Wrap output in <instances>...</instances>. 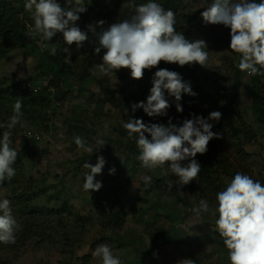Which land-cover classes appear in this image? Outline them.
I'll return each instance as SVG.
<instances>
[{
	"label": "rangeland",
	"instance_id": "rangeland-1",
	"mask_svg": "<svg viewBox=\"0 0 264 264\" xmlns=\"http://www.w3.org/2000/svg\"><path fill=\"white\" fill-rule=\"evenodd\" d=\"M86 1L91 6L96 5L99 0ZM211 2L212 0H197L198 7L195 9H204ZM58 3L64 6L65 0H58ZM103 8L105 7H101ZM131 14H133L131 9L120 5L113 16L110 15L105 19V25L95 27V33L99 34L111 24L122 21ZM56 37L60 39L56 52H60L67 45L64 44L61 34L58 33ZM51 41L44 43L52 44ZM205 42L207 45L205 51L208 52L209 57L205 68L209 81L223 85L220 96L222 102L228 104L234 96L235 69L226 65L225 62L237 65L236 54L225 49L217 50L211 41ZM98 46V40L92 39L90 35L83 42L82 47H76L75 44L68 46L71 57L67 63H71V60L80 54L79 62L75 67L77 71L87 75L83 80L71 76L66 78L64 86L72 91L63 104L54 103V108L48 113V129L42 132L33 130L31 134L24 135L32 145L24 161L27 182L18 189L0 188V200L9 199L12 210L21 200L26 201L25 195L28 194L35 196L30 204L41 209L59 208L64 200H68L75 213L83 217H94L88 192L83 190L84 173L87 171L83 165L86 162L95 165L97 156L102 155L106 164L102 173L95 177L100 181L105 177L110 166L128 157L132 158V163L137 164L138 170L133 173L134 178L131 183L122 191L121 200L118 203L125 212L123 225L113 234L102 229L98 223L96 226L88 224L85 228H76L78 222L67 217L62 221L63 227L58 230L55 224L51 227L50 224L41 222L40 224L45 223L44 229L36 232L34 230L33 236L24 238L26 225H24V219H20L21 227L15 233V243L0 242V264H101L100 259L91 254L100 243L109 244L113 255L118 257L122 264H177L185 258L192 259L194 264H229L226 247L208 243L206 240L207 235L219 239V235L215 236L216 232L213 231L218 216L205 212L197 215L189 209L193 207V202L198 204V199H205L210 205H215L216 195L212 189L223 190L231 180L230 173L223 169L215 171L213 181L209 179L212 186H207L205 183L199 184L196 181L193 194L198 199L195 201L187 187L179 188L175 184L176 177L171 174L168 175V181L173 183L171 190L167 183L166 190L157 189L147 196L141 185L144 183L142 177L148 175L162 178L161 170L159 168L149 170L140 166V162L135 159L139 150L130 145V142L137 145L131 138L122 137L119 131L123 128L122 125L126 119L115 116L108 109V105L101 107L97 102L98 98L104 96L105 86L109 92L116 89L120 96L125 89L124 94L131 99L146 78L143 76L140 80L133 79L130 69L127 68L115 71V74L110 76H104L99 70L93 74L94 65L102 62L105 51L102 49L100 54H96L94 49ZM38 47L40 51L50 54L49 48H43L41 44H38ZM64 55L66 61L67 54L64 53ZM192 65L196 68L200 66L195 63ZM38 73V56L32 50L12 51L5 60L0 62V84L15 83ZM201 80L203 87L212 92L206 77L203 76ZM239 80L240 92L235 106L240 107L238 110L243 121L250 126L254 125L258 133L255 141L246 146L250 156L242 162V168L254 180L264 183V138L255 124L250 108L252 104L250 76L243 72ZM47 85L46 80L40 79L32 86V90L35 94H40ZM172 98L169 95L166 97L169 102ZM84 109L87 111L83 112ZM73 113L76 118H84L83 114H85L88 120L85 119V124L71 122ZM159 117L147 119H150L152 123H158ZM70 122L72 125L80 124L83 130L80 132L70 130ZM235 122L239 121L235 120ZM75 136H81L94 150L97 147L95 138L103 139L106 144L100 150L90 154L77 148L74 142ZM225 151L231 159L236 156V151L232 147H227ZM178 188L179 191H177ZM56 196L60 197L58 201H54ZM55 220L51 219V222ZM16 221L18 223L17 219ZM160 232L167 234L168 241L166 244L155 246L150 240V234Z\"/></svg>",
	"mask_w": 264,
	"mask_h": 264
},
{
	"label": "clouds",
	"instance_id": "clouds-1",
	"mask_svg": "<svg viewBox=\"0 0 264 264\" xmlns=\"http://www.w3.org/2000/svg\"><path fill=\"white\" fill-rule=\"evenodd\" d=\"M24 7L33 21L28 25L26 36L32 39L39 36L38 43L49 48L50 54L55 56L56 46L44 42L51 41L58 33L62 34L67 45L63 49L67 54L66 63L71 57L68 46L82 47L88 39L77 24L80 14L87 11L85 0H65L64 6L58 0H26ZM201 16L206 25H223L230 29V50L236 54V66L241 72L249 76L264 75V0H212L204 7ZM96 23L102 26L105 21ZM175 23L174 12L166 10L155 0L134 5L133 14L98 34L99 46L94 52L100 54L102 49L105 51L102 62L94 65L93 74L99 70L104 76H110L127 68L133 79L140 80L145 70L157 67L161 61L181 67L194 63L205 67L209 58L205 51L206 42L203 39L190 42L176 30ZM88 28L95 33L93 25L89 24ZM151 82L146 101L131 104L133 113L143 109L148 117L167 116L170 104L165 92L175 98L177 112H183L179 103L182 93L196 95L190 83L183 81L176 71L159 69ZM22 107V102L17 99L13 115L8 121L0 122V129H5L0 134V183L11 181L16 175L13 165L18 152L11 147V130L18 124L24 127ZM221 115L219 111H213L205 118L190 113L191 118H185L179 126L170 117L167 125L147 124L142 119L130 118L122 127L129 138H135L139 150L135 159L140 166L149 170L159 168L162 176L171 174L176 177L175 184L183 188L201 171V164L195 159L197 154L206 153L209 141L220 138V134L211 130L213 124L210 121H219ZM95 140L97 147L94 150L81 136L74 137L77 148L90 154L106 144L103 139ZM105 164V158L98 155L95 165L88 162L83 165L87 169L84 191L101 189L102 183L95 177L102 173ZM114 173L115 168H110L109 174ZM142 179L146 186L152 181L148 175ZM168 186L171 190L172 181H168ZM215 199V205L200 199L198 204L193 202L189 210L197 215L205 212L218 216L213 231L219 234L228 251L229 264H264V184L237 172L227 186L217 192ZM20 227L12 215L11 201L7 198L0 200V242L14 244L15 233ZM91 254L99 258L101 264H122L107 243L98 244ZM177 264H194V261L185 258Z\"/></svg>",
	"mask_w": 264,
	"mask_h": 264
},
{
	"label": "trees",
	"instance_id": "trees-1",
	"mask_svg": "<svg viewBox=\"0 0 264 264\" xmlns=\"http://www.w3.org/2000/svg\"><path fill=\"white\" fill-rule=\"evenodd\" d=\"M26 0H0V62L5 60L12 51L15 50H32L38 56L39 73L33 77L26 79H20L18 82H11L9 84H0V122L8 121L9 117L13 115V105L17 99L22 102V122L24 127L21 128L18 124L12 129V145L17 152L18 158L13 167L16 170V175L11 181H5L0 183V188H17L26 184V172L24 161L26 159V153L30 151L31 144L28 142L24 135L31 134L33 130L37 132L46 131L48 129L47 123L49 121V111L54 108V103L63 104L70 95L72 90L65 88V79L71 77H77L78 80H83L87 74L77 71L76 64L79 62V55L77 54L71 61L66 63L63 50L56 52L53 56L49 53L40 51L36 39H32L26 36L28 24L33 23L30 18V13L25 11ZM148 0H99L96 5L89 6L85 0L87 11L80 14V19L77 21L79 28L84 31L87 36H92V39L98 40V34L89 30L88 25L91 24L95 28L97 21L103 20L106 24L107 18L113 16L115 10L120 5H125L132 12H134V5L146 3ZM155 2L161 4L166 10L170 9L174 12L176 23L175 27L178 32H181L186 39L190 42L197 39H203L204 41H211L213 47L217 50H230V29L223 25H211L203 22L201 12L203 8H197V0H155ZM259 2V0H256ZM102 3V4H101ZM101 7H105L101 9ZM109 8V9H107ZM101 9V10H100ZM90 11V12H89ZM103 16V18H102ZM102 18V19H100ZM82 21V22H80ZM62 36V34H61ZM58 37H54L51 41L55 46L58 45ZM232 53V51H231ZM226 65L235 69L234 73V96L228 104L222 102L220 91L223 88L219 82H213L210 80L208 72L205 67L196 68L193 65L179 66L177 64L166 63L161 61L157 67L151 70H145L144 76L146 80L142 83L136 94H133V98L124 94L125 89L119 95V92L114 89L109 90L104 87V96L98 98L99 106L103 107L108 105V109L115 116L126 119V122L130 118L142 119L145 123L151 124L152 121L147 119V115L143 109H137L134 113L131 109V104L134 101H146V97L149 94L152 87V77L154 73L159 69H167L170 71H176L181 76L183 81L190 83L191 89L196 93L195 96L182 93L179 103L182 105L183 112H177L176 100L173 97L169 102L170 107L168 109L167 116H160L158 123L167 125L169 117L172 118V122L178 126L185 118H191V114L200 115L205 118L209 113L213 111H219L221 119L219 121H210L213 124L211 129L214 133L220 134V138H213L209 141L207 146V152L204 154H197L195 159L201 164V171L198 177L191 181L187 187L194 197V201L198 198L195 197V183H205L207 186H212L213 176L215 171L223 169L230 173L231 179L235 173L241 172L246 174V171L242 168V162L246 161V157L250 155L247 153L246 146L252 144L257 136V130L254 125L246 124L243 118L239 114L240 107L237 108L236 99L240 92V76L241 72L236 65L225 62ZM246 74V73H244ZM206 77V81L209 84L211 91H207L202 84V77ZM40 79L46 80L47 88L40 94H35L32 90V86ZM241 85V84H240ZM144 88V89H143ZM250 88L252 95L251 111L255 119V124L262 132L264 138V75L250 76ZM82 92V90H80ZM120 96V97H119ZM168 94L165 92V97ZM134 101H133V100ZM87 111L84 109L83 112ZM84 118H76L73 113L71 122L85 124L87 116L83 114ZM145 116V117H144ZM88 120V119H87ZM238 120L239 122H235ZM70 122L69 129L81 131L82 126L72 125ZM5 129H0V134ZM122 137H128L127 131L120 128ZM147 135V134H145ZM135 137V134H134ZM150 138V137H149ZM132 142L136 144L135 138H131ZM18 143V146H17ZM36 141L34 142V145ZM130 145L136 147L130 142ZM232 147L236 151V156L231 159L225 149ZM132 158H124V160L118 161L110 168H115L114 174H109V169L105 177L100 180L102 187L99 191L88 192L89 201L92 206L94 217H83L78 213H75L68 200H64L59 208H44L41 209L38 206H32L30 203L35 197L32 194L25 195L26 201L21 200L18 205L12 210V215L15 219H24L25 232L24 238L33 236L34 230L39 231L44 229L46 222L53 227L56 225L57 230L62 228V221L64 219H72L78 222L79 229L85 228L88 224L96 226L98 223L102 229L107 230L115 234V230L123 225L125 220L124 208L119 207L118 203L121 200L122 191L127 187L134 178V172L138 170L136 163H132ZM161 173V172H160ZM248 175V174H247ZM162 178L152 176L150 185L146 186L142 183L147 196L157 189L166 190L168 183V176H162ZM250 176V175H249ZM251 177V176H250ZM172 179V178H171ZM264 184L263 182H261ZM17 185V187H16ZM215 193L219 192L218 188H213ZM209 192V191H208ZM213 194V193H212ZM216 197V196H215ZM59 196L54 198V201H58ZM141 199V198H140ZM199 202V199L198 201ZM188 206V204H186ZM19 207V208H18ZM65 215V216H61ZM51 219H56L51 222ZM20 225V224H19ZM215 226V225H214ZM52 230V228L50 229ZM43 235V234H41ZM215 233V236H218ZM212 238L207 235L206 240L208 243H216L224 246L223 241ZM112 239V238H109ZM150 240L155 246L166 244L168 241L166 233H153L150 234ZM118 241H116L117 243ZM87 264V263H84Z\"/></svg>",
	"mask_w": 264,
	"mask_h": 264
},
{
	"label": "built area",
	"instance_id": "built-area-1",
	"mask_svg": "<svg viewBox=\"0 0 264 264\" xmlns=\"http://www.w3.org/2000/svg\"><path fill=\"white\" fill-rule=\"evenodd\" d=\"M39 39H40V38H39V36H38V37H37V41H36L37 44H40V43H38Z\"/></svg>",
	"mask_w": 264,
	"mask_h": 264
}]
</instances>
